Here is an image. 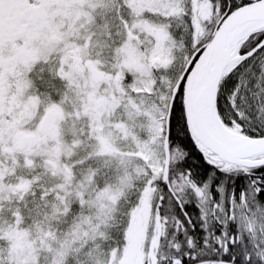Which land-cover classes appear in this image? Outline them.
<instances>
[{
	"label": "snow or ice",
	"instance_id": "obj_1",
	"mask_svg": "<svg viewBox=\"0 0 264 264\" xmlns=\"http://www.w3.org/2000/svg\"><path fill=\"white\" fill-rule=\"evenodd\" d=\"M0 264H264V0H0Z\"/></svg>",
	"mask_w": 264,
	"mask_h": 264
}]
</instances>
